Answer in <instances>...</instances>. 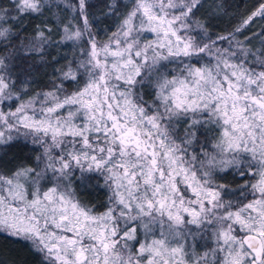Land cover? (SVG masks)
Masks as SVG:
<instances>
[{"label":"snow or ice","instance_id":"6c2138e0","mask_svg":"<svg viewBox=\"0 0 264 264\" xmlns=\"http://www.w3.org/2000/svg\"><path fill=\"white\" fill-rule=\"evenodd\" d=\"M228 16L225 0H0V234L39 264H264V0L217 31Z\"/></svg>","mask_w":264,"mask_h":264},{"label":"trees","instance_id":"16d2710c","mask_svg":"<svg viewBox=\"0 0 264 264\" xmlns=\"http://www.w3.org/2000/svg\"><path fill=\"white\" fill-rule=\"evenodd\" d=\"M255 2L256 0H225V5L228 9V12L230 13V16L224 17L218 22L220 27L217 29V31H220L221 33H224L225 30L230 31L231 27L235 25L236 23H238L241 14H246L247 11L251 9L252 5ZM231 14H234V15H231ZM105 23H110V21H105ZM97 38L105 39L106 37H104V35L101 33V34H98ZM60 51L68 53L69 57L71 58V52H72L71 48L62 47ZM50 52L52 56L56 55L55 49H51ZM80 58L82 59L83 57H80ZM49 59H51V57H49ZM64 63L65 61L61 60L60 64L55 65V67L59 68ZM52 68L53 66L49 64V65H46L40 68L36 72L37 83L34 85V87L37 91L48 89L49 76L45 75V73L51 74ZM3 151L7 152V155L4 156V161L7 162L4 164V167L5 169H10L14 165V161H12V158L19 157L20 150L18 148H11V149H5ZM27 152L28 150L25 149V154H27ZM2 154L3 153L0 152V155ZM234 186L235 184H233V187ZM77 194L82 200V202L90 206L95 205L97 211L104 210L103 207H101L104 200L106 199V195L103 191L82 190L79 188V186H77ZM0 254H2L3 258L7 260L18 261L19 264H39V258L33 255L27 243L21 242L19 240L10 239L7 236L2 235V234H0Z\"/></svg>","mask_w":264,"mask_h":264},{"label":"rangeland","instance_id":"374dc122","mask_svg":"<svg viewBox=\"0 0 264 264\" xmlns=\"http://www.w3.org/2000/svg\"><path fill=\"white\" fill-rule=\"evenodd\" d=\"M212 149L211 148H209V151H211Z\"/></svg>","mask_w":264,"mask_h":264}]
</instances>
